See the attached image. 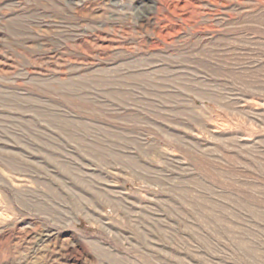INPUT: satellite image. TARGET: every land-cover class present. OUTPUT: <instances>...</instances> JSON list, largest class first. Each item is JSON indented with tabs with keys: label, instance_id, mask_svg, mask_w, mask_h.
Here are the masks:
<instances>
[{
	"label": "rangeland",
	"instance_id": "rangeland-1",
	"mask_svg": "<svg viewBox=\"0 0 264 264\" xmlns=\"http://www.w3.org/2000/svg\"><path fill=\"white\" fill-rule=\"evenodd\" d=\"M0 264H264V0H0Z\"/></svg>",
	"mask_w": 264,
	"mask_h": 264
}]
</instances>
